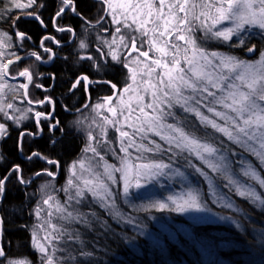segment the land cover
I'll list each match as a JSON object with an SVG mask.
<instances>
[{
	"label": "snow or ice",
	"instance_id": "obj_1",
	"mask_svg": "<svg viewBox=\"0 0 264 264\" xmlns=\"http://www.w3.org/2000/svg\"><path fill=\"white\" fill-rule=\"evenodd\" d=\"M46 7L48 0H27L26 4L8 0L6 5L9 9L34 8L29 17L45 28L41 10ZM52 7L49 19L56 32L75 35L71 25L59 23L69 12L81 21L77 48L83 54L78 52L76 58L89 62L95 77L80 74L70 82L69 94L81 85L85 93H90L93 84L109 85L113 94L94 106L89 96V103L82 106L95 113L91 130H87L89 143L84 148L92 153V159L87 167L80 163L79 174L75 165L69 169L66 184L60 189L63 202L45 191L47 183L41 186L47 198L38 202L37 218L43 211L41 203L51 208V202L57 201L56 214L61 221L53 224L54 213L49 212V219L43 221L47 227L36 226L44 231L46 243L40 242L33 229L32 242L42 255L41 264H92L95 252L87 250L80 228L86 232L97 228L101 233L111 231L106 217L117 226L129 227L131 234L125 231L120 239L130 248L138 247L140 238H145L162 251L161 241L149 230L148 222H159L161 230L175 239L167 220L181 216L194 225H226L244 236L250 231V251L264 249V227L245 228L244 220L250 222L252 218L242 219L243 209L234 199L264 209V175L248 159L254 157L259 168L264 169V50L258 60L245 61L208 47L216 41L229 48H245L254 29L264 33V0H93L94 20L79 10L78 0H52ZM94 31L95 48L89 40ZM15 36L21 42L29 39L19 31ZM5 43L11 46L7 34L0 32V46ZM46 43L60 47L61 42L51 34L42 39L41 48L44 53H51V60L55 52ZM246 51L254 53L256 45L246 47ZM4 55L0 52V57ZM9 55L15 60L4 63L0 59V81L10 75L11 65L24 58L15 52ZM28 55L41 60L37 52ZM110 66L126 72L122 88L107 79ZM11 78H27V83L19 85L27 96L26 90L33 83L31 67ZM5 87H9L6 81L0 83V91ZM27 102L46 105L52 100ZM72 108L65 105L66 111ZM7 109L14 110L13 104L8 103ZM32 111L29 108L19 116H10L0 106L5 121L11 119L16 126L30 119L28 113ZM53 115L35 111V123L41 133L42 121ZM80 124L77 120L76 125ZM70 130L73 129H65L60 121L53 120L49 124L52 145L59 142L54 139L56 131ZM8 135L6 124L0 123V138ZM28 135L34 134L18 133V148L22 149ZM108 156L113 162L108 161ZM26 158L57 163L38 151ZM13 175L20 185L30 183L24 178L22 167L13 165L0 173V197L7 192ZM42 175L55 174L48 169L34 173L37 178ZM232 243L222 240L221 246ZM212 247L209 241L201 250L210 254ZM0 264L31 262L9 258L0 246Z\"/></svg>",
	"mask_w": 264,
	"mask_h": 264
},
{
	"label": "trees",
	"instance_id": "obj_2",
	"mask_svg": "<svg viewBox=\"0 0 264 264\" xmlns=\"http://www.w3.org/2000/svg\"><path fill=\"white\" fill-rule=\"evenodd\" d=\"M78 7L85 16L95 19L96 8L93 7V0H78ZM26 12L34 13L35 9H9L0 4V17H4V19H0V29L2 28L11 33L12 24L19 18L15 28L19 32L26 33L29 39L23 42L18 41L20 45L21 43L23 44V47L22 49L20 48L21 50L16 48V55H23L27 51L37 52L46 61L51 53L41 52L43 50L41 48L42 39L46 35L51 34L57 37L60 42H63L70 39L71 34H60L54 30L53 24L49 19L53 12L52 0H48V7L41 10V18L47 25L46 28L39 21L30 18L29 13ZM9 15L11 19H6ZM59 23L61 26L71 25L77 36L81 31V21L72 15L68 19L63 18ZM45 45L51 46L55 52V58L50 65L41 64L42 61L40 60L39 66L34 68V61L36 60L34 56L25 60L29 63L28 67H31L33 78L35 77L33 83L41 85L40 88L36 87L32 99L35 98L37 99L36 101H39L43 100L46 95H50L54 100L53 103L56 105L57 112L52 119L42 121V133L32 119L19 127H13L9 124L8 132L10 135L7 138H3L0 144L1 156L3 157L0 160V173H3L13 165H20L23 169L24 178L29 181L31 179L29 184L20 185L16 182V176L13 175L7 184V192L0 198V219L3 220L0 246L4 248L9 258L25 259L30 261L31 264H41L42 260L37 250L33 248L31 241V208L39 190V186L36 184L38 178L34 177L32 179L31 177L34 176V173L43 169L51 168L55 171L57 166H60L61 170H63L66 163L75 158L82 144L81 135H76L74 131L70 130L63 133L56 131L54 139L59 142L53 146L50 141L52 133L49 131V124L53 120H58L65 129H69L67 124L75 113H64L62 106L71 105L73 106L72 110H74L85 105L87 101L83 85L72 95L68 92L70 82L79 74L87 72L84 63L80 64L77 61V50L74 47H56L52 43H46ZM224 49L238 53L241 58H250L245 55L242 48H229L225 44ZM14 57L10 55L8 59ZM17 64L21 65L22 62ZM53 75L55 79H51ZM107 79L114 81L115 77L107 75ZM93 94L96 95V92H91V95ZM49 105H52V103L32 106L37 111L50 113L52 107H49ZM20 131L34 134L24 138L21 151L18 148V133ZM40 133L41 135H38ZM36 151L54 159L57 163L52 165L41 159L30 161L26 158ZM234 199L238 207L243 209L242 219L247 216L252 218L250 222L244 220L245 228H251L252 226L256 228L264 227V209L253 208V206L240 198L234 197ZM106 219L111 224V231L106 233H101L98 228L93 232H86L83 228H80L82 239L87 244V250L95 252L91 258L92 264H209V262L211 264H264V249L258 251H250L249 249L248 241L252 235L250 231L247 236H244L226 225H194L191 233H179L175 240L164 236V242L161 244L163 250L161 251L154 248L145 238H140L138 247H128L122 243L120 236L125 231L131 234L130 230L121 225L117 226L107 217ZM222 240H230L233 243L221 246ZM209 241L212 242L213 247L210 254H205L201 250L202 245ZM74 247L76 246L74 245ZM56 255H61V253H56Z\"/></svg>",
	"mask_w": 264,
	"mask_h": 264
},
{
	"label": "rangeland",
	"instance_id": "obj_3",
	"mask_svg": "<svg viewBox=\"0 0 264 264\" xmlns=\"http://www.w3.org/2000/svg\"><path fill=\"white\" fill-rule=\"evenodd\" d=\"M2 1L3 0H0V4L3 6H6L8 3V0H4L3 2ZM18 2L21 4H26L27 0H18ZM115 2L119 3V0H115ZM10 9H12V8H10ZM26 13H30V12H26ZM0 19H4V17L2 16V17H0ZM16 31H18V30L15 27H13V24H12V32L11 33L7 32L6 30H3L2 28L0 29V32L7 34L9 41L11 42V46H9L7 43L3 44V46H0V52L5 53L4 57H0V59H2V61L4 63L7 62L8 58L10 56L9 53L16 52V48L22 49V47H20V43L18 42L19 41L18 37L15 36ZM95 37H96V35H95ZM254 43H257L259 47H258V50L252 55V57L250 56V58H241V55H239L238 53H234L233 51L224 49L225 44L221 43V42L213 41L208 45V47L210 49L218 50L224 54L234 55L238 59H241V60L256 61L260 57V52L262 50H264V33H261L259 29L253 30V38H251L248 41L246 47H251V44H254ZM221 44L223 47L221 46ZM93 45H95V38L92 39V46ZM246 47L242 48L243 52L246 51ZM236 49H239V48H236ZM28 53H31V51L30 52L27 51L23 55H19V56L31 57L30 55H28ZM80 53L83 54L82 52H80ZM41 60H43V59L41 58ZM51 60H49V58H47V60L45 62L48 63ZM77 61H78V63L82 64V62L79 61L78 59H77ZM20 62H22L21 65H18L17 63H14L13 65H11L10 76L17 75L20 71L24 70L29 65L28 61L25 59H22ZM34 63H35L33 65L34 68L35 67L37 68L41 62L35 60ZM17 68H18V70H17ZM90 68L92 71L91 65H90ZM110 69H111V71L114 72L115 80L118 82L120 88H122L126 72L123 71L120 67H111L110 66V67H108L107 70H110ZM5 81L9 87H5V88H3L2 91H0V106H3L5 108V110L9 113L10 116L11 115L19 116L22 113L26 112L27 109L31 108V109H33V111L31 113H28V115L31 117L30 119L35 121L34 117H35V111H37V109H35V107L32 105H28V103L26 102V100L23 96V89L19 87V85L21 83H25L26 78H19L16 81H12V80L5 78ZM5 81H0V83H5ZM34 81H35V77L33 78V82ZM13 89H15V90H13ZM35 89H36L35 83H32L29 85V87L26 90L28 100L31 99L33 102H36V100H37L35 98L32 99V97L35 93L34 92ZM111 91L112 90L110 89V92L108 94H99V95H98V92H96V95L95 94L91 95L90 103L94 106L98 101H101L104 96L111 95ZM8 103L13 104L14 110L7 109ZM53 104L54 103L52 102V105H49V107H53ZM94 117H95V113L92 111L91 108H84L80 112H76L71 117V121L68 122L67 126L69 127V129H73L71 131H74V133L76 135H81L82 144L80 146V150L76 154L75 158H73L72 160H69L66 163L63 170H61L60 166L59 167L57 166L58 170L56 169L55 171H53L51 168L48 169V170H51L55 174L54 177H48L47 175H42V176L38 177V179H37L36 184L39 186V188H38L39 190H38L37 198L34 200V203H33L32 208H31L32 219H31V223H30V230H31V234H32L33 229L34 228L36 229L37 237L41 243H46V241L44 240V231L39 230V228H37L36 226L42 225L45 228L47 227V225H43V221L49 219L48 213L49 212L54 213V215L51 217L53 224L59 225L61 223V221H59V219L57 218L58 214H56L55 204L57 201L62 203L64 198H65L64 193L62 191H60V189L62 187H64L66 184V179L69 176V169L73 165H75L76 166L75 170L79 174L81 171L80 163L83 162L85 167H87L89 161L92 159V153L91 152H85L84 148L89 143V141L87 140V130H91V129H89V125L93 122ZM30 119L22 120V121H20V124L18 126H16V125H13V121L11 119H8L5 121V119L3 118V114L0 113V123H5L7 127L9 126V124H11L13 127H19L20 125L28 122ZM96 119H99V118L96 117ZM77 120L81 121V124L79 126L76 125ZM110 134H111V132H110ZM38 135H41V133ZM2 139L3 138H0V144H1ZM20 151H21V149H20ZM1 154H2V152L0 151V156H1ZM107 159L110 163L113 162L111 156H108ZM248 159L252 160L253 164L261 171V174L264 175V169L259 168L258 161H256L255 158L251 157V156H248ZM34 177L35 176H33L31 178L33 179ZM30 181H31V179H30ZM45 183L48 184V188L45 191H47L51 195L55 196L57 198V201L51 202L53 205L51 208H49L47 205H43L41 203L40 206L43 209V211L41 212V216L38 219L36 214H35V209L37 207L38 202H42L43 199L47 198L46 195H44V193L41 192V190H40L41 186L44 185ZM201 183H202V181H201ZM216 210L219 211L218 209H216ZM101 214L103 215V213H101ZM226 214H228V213H226ZM155 215L161 216L164 214L156 213ZM167 223L170 227V230L175 233V239L178 237L179 233H182V234L191 233L192 227L194 226L193 222L188 221L186 217H181V216L169 217L167 220ZM148 224H149V230L153 233V235L157 239H159L161 241V244L164 242V236L169 238L167 233H165L161 230V226H160L159 222L149 221ZM73 226L75 228L80 227L78 225H73ZM121 226L129 229V227L126 225L121 224ZM175 239H172V240H175ZM31 241H32V236H31ZM32 246H33V242H32ZM33 248L35 250H37L34 246H33ZM37 252L42 257L41 253L38 250H37ZM18 260H25V259H18Z\"/></svg>",
	"mask_w": 264,
	"mask_h": 264
},
{
	"label": "flooded vegetation",
	"instance_id": "obj_4",
	"mask_svg": "<svg viewBox=\"0 0 264 264\" xmlns=\"http://www.w3.org/2000/svg\"><path fill=\"white\" fill-rule=\"evenodd\" d=\"M72 14H71V12H69L67 15H65L63 18H65V19H68L70 16H71ZM61 34V33H60ZM81 35H82V30L79 32V35L77 36V33H75V35H73V34H71V37H70V39H68V40H66V41H63V42H61V46H63V47H67V48H75L76 50H77V52H80V50L77 48V45L80 43V38H81ZM95 35H96V32L94 31L93 33H92V35H91V37H89V40H90V42L92 43V39H94L95 38ZM74 41V42H73ZM46 47H49V48H51V46H48V45H45ZM95 46H96V44L95 45H93V48H95ZM52 49V48H51ZM41 52H43V50H41ZM81 54V53H80ZM54 58H55V56H54ZM54 58L52 59V61L54 60ZM42 61V64H44V65H48L47 64V62H45L44 60H41ZM51 61V62H52ZM51 62H50V64H51ZM84 63V66H85V69H86V71L87 72H84V73H81V74H90V78H93V76L91 75L92 74V71H91V68H90V63H88L87 61H84V62H82V64ZM49 64V65H50ZM81 64V63H80ZM80 75V74H79ZM78 75V76H79ZM107 75H110V76H113V77H115L114 76V72L113 71H111V69L110 70H107ZM95 78V77H94ZM93 78V79H94ZM110 80V79H109ZM110 81H112V80H110ZM113 83H115L117 86H118V88H120V86H119V84H118V82L116 81V80H114V81H112ZM45 88H47V87H45ZM83 89H84V87H83ZM110 89L112 90V88L109 86V85H105V84H93V86H92V88H91V90H90V93H85V96L87 97V101H86V103L87 102H89V96H90V100H91V92L92 93H95V92H98L99 94H108L109 92H110ZM84 92H85V90H84ZM113 92V90L111 91V93ZM108 96V95H107ZM105 97V96H104ZM45 98H51V100H52V102L54 101L53 99H52V97L50 96V95H46L45 96ZM44 98V99H45ZM43 99V100H44ZM36 104V103H35ZM36 106H40V105H36ZM83 106V105H82ZM81 106V107H82ZM80 107V108H81ZM84 108L82 107V110H83ZM62 110H63V112L64 113H68V112H71V113H76L77 111H76V109H74V110H72V111H66L65 110V107H63L62 106ZM40 111V110H39ZM41 112H44V113H49V112H45V111H41ZM57 112V110H56V105L55 104H53V107H52V110H51V113H53L54 115L53 116H55V113ZM35 118V117H34Z\"/></svg>",
	"mask_w": 264,
	"mask_h": 264
},
{
	"label": "water",
	"instance_id": "obj_5",
	"mask_svg": "<svg viewBox=\"0 0 264 264\" xmlns=\"http://www.w3.org/2000/svg\"><path fill=\"white\" fill-rule=\"evenodd\" d=\"M255 53V52H254ZM254 53H248L247 51H245V55L247 56V57H250V56H252ZM24 58L23 59H26V58H28V56H23ZM13 60H15V57L14 58H12ZM7 79H9V80H12V81H16V80H18V79H15V80H13L12 78H11V76L9 75L8 77H6ZM28 81H27V79H26V81H25V83H27ZM118 87V86H117ZM24 93H25V89H23V96H24V98H25V100L26 101H28V97L27 96H25L24 95ZM88 103V102H87ZM86 103V104H87ZM32 105H37V104H35V103H33Z\"/></svg>",
	"mask_w": 264,
	"mask_h": 264
},
{
	"label": "bare ground",
	"instance_id": "obj_6",
	"mask_svg": "<svg viewBox=\"0 0 264 264\" xmlns=\"http://www.w3.org/2000/svg\"><path fill=\"white\" fill-rule=\"evenodd\" d=\"M252 45H256V51H257V50H258V44H257V43H254V44H251V46H252ZM256 51H255V52H256ZM51 61H52V60H51ZM51 61H50V62H51ZM50 62H48L47 64L49 65V64H50ZM114 76H115V74H114ZM112 94H113V92L111 93V95H112ZM79 109H81V110H82V107H81V108H79Z\"/></svg>",
	"mask_w": 264,
	"mask_h": 264
}]
</instances>
